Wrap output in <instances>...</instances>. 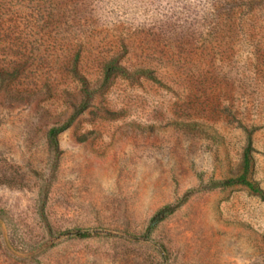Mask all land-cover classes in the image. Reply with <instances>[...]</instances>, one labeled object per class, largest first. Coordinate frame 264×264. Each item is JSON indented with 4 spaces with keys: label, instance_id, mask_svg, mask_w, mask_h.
Returning a JSON list of instances; mask_svg holds the SVG:
<instances>
[{
    "label": "rangeland",
    "instance_id": "rangeland-1",
    "mask_svg": "<svg viewBox=\"0 0 264 264\" xmlns=\"http://www.w3.org/2000/svg\"><path fill=\"white\" fill-rule=\"evenodd\" d=\"M211 1L0 0V264H264V197L214 186L247 129L264 195V1L236 0L215 40ZM115 54L163 86L103 85Z\"/></svg>",
    "mask_w": 264,
    "mask_h": 264
},
{
    "label": "trees",
    "instance_id": "trees-1",
    "mask_svg": "<svg viewBox=\"0 0 264 264\" xmlns=\"http://www.w3.org/2000/svg\"><path fill=\"white\" fill-rule=\"evenodd\" d=\"M236 0H212L210 3V10L212 13L209 14L211 17V24L212 27L209 29L210 38L212 36V40H215V35L219 32V26H224L226 21H230L232 13L235 11L237 5L235 3ZM264 1V0H263ZM191 36V35H190ZM182 38V37H179ZM157 42L160 44V40L158 39ZM181 45L185 46L187 43L181 42ZM165 47L169 48L171 51H174L178 48L174 41H167L164 44ZM122 49H125V46H121ZM122 56L113 55L108 59L101 58L98 61V66L100 70V76L102 79V84H107L113 77L119 76L124 79H137V78H144L158 86H163V83L158 78L155 73V70L149 67H134L130 70L126 67L122 62ZM81 67L79 64V53L74 54L73 58L70 59L67 65V71L69 74L77 80L80 84L81 92L84 95L85 101H89L92 97V93L89 89V82L86 80L85 75L80 72ZM71 120L60 127H53L47 133V139L51 145L56 146L57 136L64 131L70 124ZM194 126V124H191ZM246 133V145L242 151L241 157V173L235 178H229L220 182L214 183V186H222L228 187L232 185H242L246 187L249 191L254 194H257L261 197H264L262 190L258 187L257 183L249 178L248 174L253 163L252 157V134L247 129L245 130ZM173 211V208L165 206L159 209L149 220L148 230L154 228L160 221H162L166 216H168ZM77 236L85 237L87 233L77 232Z\"/></svg>",
    "mask_w": 264,
    "mask_h": 264
}]
</instances>
